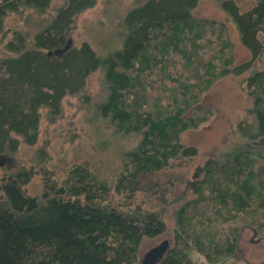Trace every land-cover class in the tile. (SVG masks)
<instances>
[{"label":"trees","instance_id":"1","mask_svg":"<svg viewBox=\"0 0 264 264\" xmlns=\"http://www.w3.org/2000/svg\"><path fill=\"white\" fill-rule=\"evenodd\" d=\"M95 1L0 0V152L35 144L41 110L53 121L65 96L88 99L87 77L100 68L107 91L97 115L117 133H140L112 185L126 201L112 202L109 186L81 165L61 180L44 176L37 193L27 189L38 171L32 163L3 172L0 264H135L141 241L164 233L166 224L161 210L127 200L142 176L196 155L179 136L213 114L202 101L209 84L251 68L242 80L255 132L225 159L207 157L195 167L190 196L171 202L172 237L155 264H201L194 252L208 264L234 260L243 227L264 237V66L255 69L264 61V0L247 7L214 0L226 19L194 15L199 0H135L123 18L120 46L105 57L86 40L67 39ZM7 16L21 21L8 26ZM228 17L249 55L237 64ZM66 42L63 51L47 53Z\"/></svg>","mask_w":264,"mask_h":264},{"label":"rangeland","instance_id":"2","mask_svg":"<svg viewBox=\"0 0 264 264\" xmlns=\"http://www.w3.org/2000/svg\"><path fill=\"white\" fill-rule=\"evenodd\" d=\"M240 7H247L250 0H236ZM135 0H96L91 8L81 12L75 21V29L67 38L72 43L86 40L100 57L120 46L124 31L123 18ZM196 16H211L226 19L227 15L214 0H199L193 10ZM8 26L19 23L16 17L7 16ZM17 22V23H16ZM229 37L234 44L233 61L235 64L248 59L249 55L241 44L233 22L228 17ZM3 48L0 45V55ZM263 59L256 61L255 69L263 67ZM101 69L91 72L87 77L88 99L78 95L65 96L60 112L53 121L41 110L39 134L33 145L20 144L13 154L0 152V174L22 164L32 163L36 168L27 184L30 193H37L42 187L43 177L64 179L73 165L84 167L90 177L100 184L108 185L109 197L113 202L126 201L124 191L116 192L112 185L116 174L126 161L127 152L139 141L140 133L120 134L107 127L97 115L96 104L105 96L106 87L101 80ZM245 73L228 74L218 77L209 84L203 102L213 107L208 122L197 129H184L179 139L184 144H192L197 153L192 158L178 157L172 166L142 176L141 187L130 195V205L141 208L159 209L166 224L164 233L154 238H144L138 247L136 263L142 253L163 238L171 240L173 208L171 202L190 196V180L196 166L207 157L225 159L243 140L249 138L256 129V117L252 112L251 97L243 82ZM103 78V77H102ZM38 147V149H37ZM152 186V193L146 189ZM167 202L161 204V190ZM170 202V203H169ZM193 256L201 264L203 255L194 252ZM264 261V237L255 236L249 227H243L237 238L234 260L226 264H259Z\"/></svg>","mask_w":264,"mask_h":264},{"label":"water","instance_id":"3","mask_svg":"<svg viewBox=\"0 0 264 264\" xmlns=\"http://www.w3.org/2000/svg\"><path fill=\"white\" fill-rule=\"evenodd\" d=\"M66 45L67 42L64 44L63 47H60L58 49H53L51 51L47 50V53L63 51ZM168 246H169V240L166 238L161 239L156 244L150 246L142 253V255L138 259L137 264H155V262L162 256V254L165 252Z\"/></svg>","mask_w":264,"mask_h":264}]
</instances>
